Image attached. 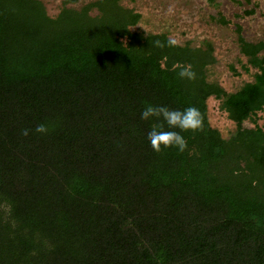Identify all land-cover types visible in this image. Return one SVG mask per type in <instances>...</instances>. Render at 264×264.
<instances>
[{
    "label": "trees",
    "instance_id": "obj_1",
    "mask_svg": "<svg viewBox=\"0 0 264 264\" xmlns=\"http://www.w3.org/2000/svg\"><path fill=\"white\" fill-rule=\"evenodd\" d=\"M75 1L49 16L0 0V264H264V41L239 36L252 80L227 92L212 47L134 30L119 0ZM146 103L199 109L183 152L152 150Z\"/></svg>",
    "mask_w": 264,
    "mask_h": 264
},
{
    "label": "rangeland",
    "instance_id": "obj_2",
    "mask_svg": "<svg viewBox=\"0 0 264 264\" xmlns=\"http://www.w3.org/2000/svg\"><path fill=\"white\" fill-rule=\"evenodd\" d=\"M41 1L48 15L55 16L65 0ZM90 1L93 0H76L70 6L80 8ZM236 1L240 4L231 0H119V3L140 15L141 20L134 30L165 33L177 44L189 43L191 47L209 42L215 61L208 68V80L218 83L227 92H234L244 82L252 80L250 74L241 69L245 59L236 47L235 26L241 27L247 41H264V0ZM248 11L252 14L244 15ZM221 16L228 25H220L213 19ZM219 104L214 97L208 99V120L223 138H228L236 126L219 109ZM258 116L257 123L264 129V119L261 114ZM243 126L252 127V124L248 121Z\"/></svg>",
    "mask_w": 264,
    "mask_h": 264
},
{
    "label": "clouds",
    "instance_id": "obj_3",
    "mask_svg": "<svg viewBox=\"0 0 264 264\" xmlns=\"http://www.w3.org/2000/svg\"><path fill=\"white\" fill-rule=\"evenodd\" d=\"M169 43L174 45L176 41L170 40ZM179 76L192 80L195 78V72L191 70L189 65L179 72ZM140 119L155 121L146 137L149 146L155 152L161 151L162 148H174L183 152L187 147V141L182 133L196 132L202 127V115L195 106L172 109L163 104L146 103L141 108ZM32 132L46 135L49 132V126L46 123H38L34 129H22L21 135L28 136Z\"/></svg>",
    "mask_w": 264,
    "mask_h": 264
},
{
    "label": "flooded vegetation",
    "instance_id": "obj_4",
    "mask_svg": "<svg viewBox=\"0 0 264 264\" xmlns=\"http://www.w3.org/2000/svg\"><path fill=\"white\" fill-rule=\"evenodd\" d=\"M231 1L232 2H236V4H240V2H237L236 0H231ZM244 2H249V0H244ZM248 12H244V15L245 14H248ZM238 17H241V16H238ZM213 19H215L217 21V23L220 24V25H222V24L220 22H218V21L221 20V19L225 20L222 16L220 18H214L213 17ZM225 21H227V20H225ZM228 24H229V22L227 21V24L226 25H228ZM235 34H236V38H235L236 47L238 48L239 47V44H238V38H239V36L242 37L245 41H247V40L243 37V35H242V29H241V27L239 25H236L235 26ZM247 42H251V41H247ZM177 45H179L181 47H191V45L189 43H185L183 45H180V44H177ZM194 47H212V45L209 44V42H203V43H200V44H198V45H196ZM238 52H239V49H238Z\"/></svg>",
    "mask_w": 264,
    "mask_h": 264
}]
</instances>
